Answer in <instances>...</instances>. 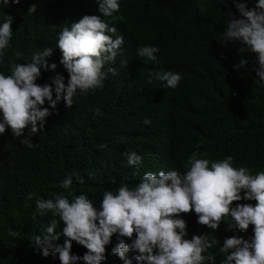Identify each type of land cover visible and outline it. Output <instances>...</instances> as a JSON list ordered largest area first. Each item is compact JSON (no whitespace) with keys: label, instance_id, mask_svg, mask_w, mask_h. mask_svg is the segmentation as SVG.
<instances>
[{"label":"trees","instance_id":"1","mask_svg":"<svg viewBox=\"0 0 264 264\" xmlns=\"http://www.w3.org/2000/svg\"><path fill=\"white\" fill-rule=\"evenodd\" d=\"M118 2L119 11L104 17L98 0H21L19 4L10 0L7 6L0 0V23L8 14L14 17L0 72L10 74L11 63L30 62L35 53L52 48L46 59L56 69L41 70L37 80L41 85L50 83L49 77L57 73L67 83L62 53L56 47L58 35L84 15L100 16L109 27L117 28L116 35L124 37L115 62L104 68L107 73L109 66L114 67L118 74L107 73L103 87L95 91H77L71 108L62 100L55 108L46 102L50 115L44 128L32 137L25 133L33 141L32 148L21 144L10 129L0 134V264H60L58 255L43 256L32 239L52 219L58 221L57 232L62 222L51 212L41 215L35 199H27L29 193L40 199L83 193L99 208L103 192L116 191L121 182L132 187L143 174L156 169L183 173L193 152L210 162L231 156L234 167H246L252 174L264 171V80L257 76V58L240 52L236 42L222 45L225 14L239 17L235 4L230 0ZM256 2L247 0V5ZM32 4L36 10L29 13ZM149 45L159 48L158 59L144 63L137 49ZM241 59L247 63L234 69ZM124 60L126 66L121 63ZM167 71L182 77L175 88L156 78ZM145 118L151 123L144 124ZM131 151L142 157L141 165L127 164L124 153ZM73 173L85 182L80 184L73 176L71 188H62L61 181ZM242 203L256 202L242 199ZM200 230L208 227L201 225ZM211 230L213 237L216 233ZM232 235L248 239L253 226L247 232L227 227L223 240ZM117 238L113 234L101 264H124L112 252ZM54 243L62 244L63 237ZM219 249L214 246L205 256L212 254L221 264L224 254ZM86 251L72 242V254L83 257ZM136 255L131 249L127 253L132 264H138Z\"/></svg>","mask_w":264,"mask_h":264},{"label":"clouds","instance_id":"2","mask_svg":"<svg viewBox=\"0 0 264 264\" xmlns=\"http://www.w3.org/2000/svg\"><path fill=\"white\" fill-rule=\"evenodd\" d=\"M2 2L7 6L10 0ZM230 2L235 4L239 17L232 12L225 14L227 25L222 45L236 42L240 52L255 54L257 76L264 80V0H257L252 7H248L247 0ZM98 3L104 17L120 9L118 0H98ZM35 10L36 5L32 4L28 12ZM13 19L8 14L0 23V57L10 43ZM116 33L117 28L109 27L100 16L87 14L62 29L56 47L62 53L60 63L68 73L67 83L59 73L49 77L50 83H37L42 69H56V64L49 65L46 59L52 48L35 53L30 62L11 63L10 74L0 72V134L10 129L13 136L21 138V144L32 148L30 137L44 128L50 115L46 102L55 108L62 100L71 108L77 91H95L103 87L107 73L117 75L111 66L107 73L104 71L106 64L115 62L124 42V37ZM158 52L159 48L151 45L137 49L144 63L156 62ZM20 55L17 53V57ZM121 63L126 66L128 61ZM246 63L241 59L234 69ZM156 78L166 81L171 88L182 79L172 71L157 73ZM143 123L151 121L145 118ZM26 132L30 137L25 136ZM124 155L128 165L142 164V157L135 151ZM197 156L196 152L191 154L183 173L156 169L143 174L132 187L121 182L116 191H104L99 208L83 193H61L53 199H40L29 193L27 199H35L41 215L51 212L63 225L57 232L58 221L52 219L40 235L33 237L34 244L45 257L58 255L60 264H76L81 259L85 264H101L113 234L118 238L112 252L124 264H132L127 256L130 249L137 253L134 259L138 264H216L214 255L205 256L214 246L224 254L221 264H264V171L252 174L246 167L236 168L231 156L211 162ZM73 176L80 184L85 182L84 177L73 173L61 181V187L70 189ZM242 199L256 203H242ZM201 225L208 230L201 231ZM250 225L253 226L250 238L232 235L223 240L227 227L229 231L247 232ZM209 229L216 233L213 237L209 236ZM9 234L16 235L11 229ZM61 237L62 244L54 243ZM125 238L131 239V243ZM73 241L87 249L83 257L71 253Z\"/></svg>","mask_w":264,"mask_h":264}]
</instances>
